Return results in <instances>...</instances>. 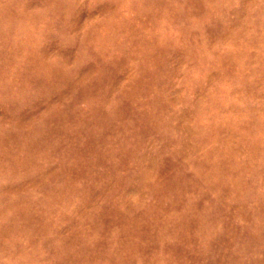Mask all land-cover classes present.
<instances>
[{
	"label": "rangeland",
	"instance_id": "obj_1",
	"mask_svg": "<svg viewBox=\"0 0 264 264\" xmlns=\"http://www.w3.org/2000/svg\"><path fill=\"white\" fill-rule=\"evenodd\" d=\"M0 264H264V0H0Z\"/></svg>",
	"mask_w": 264,
	"mask_h": 264
}]
</instances>
